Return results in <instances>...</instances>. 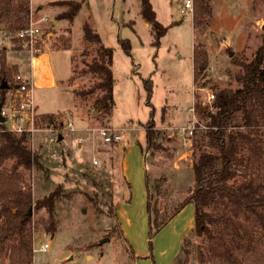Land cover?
Instances as JSON below:
<instances>
[{
	"label": "rangeland",
	"instance_id": "374dc122",
	"mask_svg": "<svg viewBox=\"0 0 264 264\" xmlns=\"http://www.w3.org/2000/svg\"><path fill=\"white\" fill-rule=\"evenodd\" d=\"M49 1L53 2L32 0L29 23L33 21L41 30L37 41H14L13 35L5 32V24L0 25V85L1 69L5 68L8 78L3 80L8 90L3 106L7 110L17 107L16 76L28 74L32 54L36 59L52 54L57 75L75 97L71 101V94L60 93L56 86L49 93L36 88L39 108L34 124L10 118L5 122L14 128L21 123L28 132L29 147L40 155L44 170L20 169L34 200L62 187L54 234L44 230L49 217L46 209L32 210L34 247L50 245L47 252L35 251L32 264H215L207 258L200 259L198 246L205 250L208 240L196 234L195 229L192 231L194 226L182 239L176 235L178 221H168L151 234L146 202L141 204L138 199L148 184L153 213L158 210L162 218L172 214L192 193L194 151L202 142L209 120L195 113L194 101L210 105L209 96L215 89L241 86L236 80L241 71L236 61L251 60L262 43L264 0H208L212 14L201 27L193 24L194 0L188 13L181 12L186 0H151L158 20L170 25L159 45L154 44L152 27L141 14V0H85L73 23L58 18L66 6ZM39 5L41 10L36 8ZM86 21L103 43L114 49L111 67L116 79L115 107L111 120L120 128L119 144L127 147L125 151L102 139L101 129L113 126L101 121L93 109L98 91L87 97L75 94L99 82L87 72L96 53L84 41ZM122 39L130 40L131 55L123 50ZM198 43L205 45L209 61L199 82L204 85L199 87L194 84L193 62ZM148 77L153 80L152 105L147 103L142 80ZM65 105L69 108L57 113L54 124L40 120L39 112ZM152 108L157 133L154 146H148L146 123ZM138 141L143 143L144 157ZM122 159L128 166L125 174L129 184L123 177ZM13 163L12 159L6 160L2 167L10 168ZM141 180L143 184L139 185ZM124 199L125 204H133L128 208L129 227L119 216L118 207ZM192 215L191 203L181 220L188 223ZM0 264H10L8 251H0Z\"/></svg>",
	"mask_w": 264,
	"mask_h": 264
},
{
	"label": "trees",
	"instance_id": "16d2710c",
	"mask_svg": "<svg viewBox=\"0 0 264 264\" xmlns=\"http://www.w3.org/2000/svg\"><path fill=\"white\" fill-rule=\"evenodd\" d=\"M85 0H56L51 4L66 6L58 15L74 22ZM141 14L152 27L154 44L159 45L170 25L158 18L151 0H141ZM212 14L208 0H194V27L204 25ZM31 0H0V25L14 41H21L16 34L29 25ZM173 23H179L177 21ZM84 41L93 47L96 55L88 64L87 72L98 79L93 87L75 91L87 97L98 91L93 109L101 121L110 122L114 107L115 77L111 67L114 49L106 46L99 33L88 21L83 24ZM123 50L131 55V43L122 39ZM194 81L199 84L208 68V52L198 43L193 50ZM241 71L236 80L241 86L215 89L210 105L196 100L194 111L209 119L201 136V144L194 151L192 168L194 188L192 193L166 217L153 213L148 187L147 211L150 231L157 233L187 203L194 206L195 233L208 240L205 250L199 247L200 259L215 264H264V25L262 43L249 61L237 60ZM135 69V67H133ZM2 80L8 71L1 69ZM149 105L153 94L151 77L142 78ZM0 87V106L6 101L7 88ZM166 106L162 108L163 117ZM146 123V141L154 146L157 129L152 118ZM40 120L54 124L57 113H40ZM61 124V121L59 122ZM109 127V126H108ZM28 132H16L0 123V251L10 254V264H32L34 237L31 229L32 210L45 208L49 214L44 230L54 234L57 228L56 205L63 194L61 186L34 200L33 193L24 183L20 169L44 170L40 155L28 145ZM119 146V140L110 142ZM143 149V147H142ZM14 163L2 167L6 160ZM154 214V216H153ZM184 249V244L181 250Z\"/></svg>",
	"mask_w": 264,
	"mask_h": 264
},
{
	"label": "crops",
	"instance_id": "0c3cea01",
	"mask_svg": "<svg viewBox=\"0 0 264 264\" xmlns=\"http://www.w3.org/2000/svg\"><path fill=\"white\" fill-rule=\"evenodd\" d=\"M52 1H55V0H52ZM49 2H51V1H49ZM152 5H153V3H152ZM31 7H34V6H32V0H31ZM36 8H38V9L41 10L42 9V6L39 5ZM81 9H82V7H81ZM52 21H54V20H52ZM29 58H30L29 59V61H30V67L28 68L29 72H28V74L27 73H24V75L28 76L29 79H30L31 93H32V97H33L34 104H35V107H36V111H38V108H39L38 103L35 102V98H36L35 97V91H36V88H42V89L45 90V92L49 93L50 90H51V88H53V87L56 86L58 88V91L60 93L69 92L71 94V97H70L71 101L74 100L75 97H74L73 92L70 91V90H68L67 88H65L63 86V81L64 80L57 75V71H56L55 66H54V63H53L52 54H49L47 56L41 55V57L40 58H37V59L35 58V54H32ZM32 59H34V60L36 59V60L34 62H32ZM45 69H47L46 70L47 71L46 74H45V72H46ZM194 72H195V69H194ZM69 77H70V75L67 78L69 79ZM67 78H65V80H67ZM194 84H195V81H194ZM194 103H195V101H194ZM193 106H194V104H193ZM67 108H69V106H66L65 105L63 107L56 108V109H54L52 111H45V112H39V113H58V112L63 111L65 109H67ZM130 122L133 123L134 121L131 120ZM109 123H110V125L113 126V127H110V126L109 127L110 128H113L118 134H120V128L115 127L113 125L111 119H110V122ZM121 138H122V135H121ZM145 138H146V135H145ZM133 142H132V146L134 147ZM138 142L140 144V147H141L140 150H141L142 155L144 157V153H143V149H142L143 143H141V141H138ZM118 148L120 150L122 149V150L125 151L127 147H125L124 145L119 144ZM127 151H129V150H127ZM144 166H145V170L147 171V161L146 160H145V165ZM127 170H128V166L126 165V162L124 163V160L122 159V172H123V177L125 178L126 182H127V179H126V174L125 173L127 172ZM138 180H140V179H138ZM138 180H136L135 182H137ZM127 183L129 184V182H127ZM142 184H143V182L141 180V183L139 185H142ZM130 191L131 190H130V186H129L128 193ZM140 193L142 195H141V198H139L138 200H140L141 204H143V203L146 202V206H147L148 184L146 185V191L144 190L142 192V190H141ZM130 197H131L130 199H132V196L131 195H130ZM125 201H127V199H124V204H121L118 207V210H119V216H120V218L129 227L131 225V219L128 217L129 216V210H128V208H133V204H132V201L129 204H125ZM137 202L138 201L135 200V205H137ZM190 205H191V203H187V205H185L172 219L169 220L170 223L177 222L178 221L177 226H176V229H178V233L179 234H176V235L179 238H181V239L187 233V231L192 226H194V215H192V217H189L190 220H189L188 223H185L183 220H181L182 219L181 216H182L183 211L185 210L186 207L188 208ZM182 221H183V223H182Z\"/></svg>",
	"mask_w": 264,
	"mask_h": 264
},
{
	"label": "built area",
	"instance_id": "2783aa9c",
	"mask_svg": "<svg viewBox=\"0 0 264 264\" xmlns=\"http://www.w3.org/2000/svg\"><path fill=\"white\" fill-rule=\"evenodd\" d=\"M192 8V0H186L182 5H181V12H189V9ZM41 30L39 27L34 25V22L31 21L29 25L23 29H21L16 36L20 38L21 40H24L26 42H34L37 41L38 35H40ZM16 84H15V91H16V96L18 98L17 101V107L12 110L8 109L4 106L0 107L1 113L6 117V120L10 118L12 121L17 120L18 122H23L25 120L29 121L31 120L32 124H34V114L36 111V107L34 104V100L32 97L31 93V87H30V79L28 76L24 74H18L16 76ZM17 86V87H16ZM214 99V94H211L209 96L210 102ZM9 108V107H8ZM194 110V107L192 108ZM10 129L15 130L16 132H22V131H27L22 129L21 123L18 124L17 127H9ZM34 128L32 127L28 131H32ZM193 133V131H192ZM102 139L105 142H112L113 140H120L121 135L118 134L116 131H113L112 128L106 127L101 129L100 132ZM50 248L49 243H41L40 246L34 247V253L36 250L42 251V252H47ZM43 264H52V263H43Z\"/></svg>",
	"mask_w": 264,
	"mask_h": 264
},
{
	"label": "water",
	"instance_id": "95a60500",
	"mask_svg": "<svg viewBox=\"0 0 264 264\" xmlns=\"http://www.w3.org/2000/svg\"><path fill=\"white\" fill-rule=\"evenodd\" d=\"M2 87L3 88H6L7 87V84L5 83L4 80H2ZM17 87V86H16ZM6 122V117L1 113V110H0V123H5Z\"/></svg>",
	"mask_w": 264,
	"mask_h": 264
}]
</instances>
